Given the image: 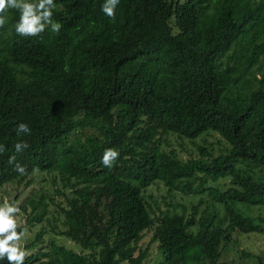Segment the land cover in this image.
Instances as JSON below:
<instances>
[{
    "label": "trees",
    "instance_id": "1",
    "mask_svg": "<svg viewBox=\"0 0 264 264\" xmlns=\"http://www.w3.org/2000/svg\"><path fill=\"white\" fill-rule=\"evenodd\" d=\"M103 3L54 0L61 28L36 37L0 13V186H62L18 204L39 224L24 264H147L149 242L152 264H241L222 257L234 233L264 235V0H120L115 19Z\"/></svg>",
    "mask_w": 264,
    "mask_h": 264
},
{
    "label": "clouds",
    "instance_id": "2",
    "mask_svg": "<svg viewBox=\"0 0 264 264\" xmlns=\"http://www.w3.org/2000/svg\"><path fill=\"white\" fill-rule=\"evenodd\" d=\"M120 0H104L101 8L103 13L109 18L115 19V10ZM54 0H0V13L8 9H16L20 13L19 20L15 24V32L22 37L40 36L50 26L51 31L58 32L61 24L53 23ZM4 16L0 15V27L5 24ZM17 132H30L28 125L20 123L17 125ZM27 143L18 142L15 145V151L20 152L27 148ZM0 146V151H3ZM120 156L115 148H107L101 157L103 166L111 168ZM16 161L15 155L9 157V163ZM16 170L23 174L24 166L16 164ZM20 208L15 202H9L5 198L3 204H0V260L7 259L8 264H24V261L30 253L23 247L21 240L25 234V229L17 231L20 227L17 214Z\"/></svg>",
    "mask_w": 264,
    "mask_h": 264
},
{
    "label": "rangeland",
    "instance_id": "3",
    "mask_svg": "<svg viewBox=\"0 0 264 264\" xmlns=\"http://www.w3.org/2000/svg\"><path fill=\"white\" fill-rule=\"evenodd\" d=\"M211 139L215 138V136H211ZM209 138V139H210ZM172 139L170 146L174 147L177 151L178 155L182 158L188 156L189 151L192 149L190 143L184 141L183 145L180 146L179 142L182 140H175ZM62 187L60 184V180L55 178L52 180V173L46 171H34L30 174L24 175L20 178L19 181H9L2 186H0V204H3L5 198L8 200L11 199L9 202H15L17 205L27 198L28 195L34 194L38 195L39 193L43 194V197L47 199L48 195H53L54 200H61V196L56 194L54 191L55 187ZM155 185L150 187V190L154 193H162V185L159 184V189L154 188ZM67 190V188H65ZM264 211V210H263ZM25 215L24 211H21L17 214L18 223L23 225V229H25V234L21 240V244L23 245L29 238L33 237L34 232L38 229L39 224L34 223L32 225H28L25 223ZM58 223V222H57ZM59 224V223H58ZM60 227V224H59ZM48 228V226H47ZM150 233L147 231L145 235L142 237L140 241V245L143 246L145 243L148 242L150 238ZM48 234H45L44 237H47ZM58 236V235H57ZM234 236L237 238L238 244L236 247H229L223 250L222 257L225 259L232 258L239 261L241 264H251L252 259L250 257H242L239 253V249L243 248L249 252L254 253H264V235L258 234L255 232H247V233H234ZM59 242H65L66 244H71L68 240H59ZM73 245V244H72ZM74 247V245H73ZM75 248V247H74ZM27 251L29 249H26ZM148 260L147 264H152L156 258V251L153 242L148 243ZM126 264V263H121Z\"/></svg>",
    "mask_w": 264,
    "mask_h": 264
}]
</instances>
